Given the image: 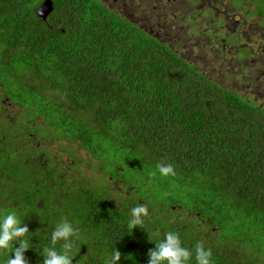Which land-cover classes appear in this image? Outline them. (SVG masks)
Segmentation results:
<instances>
[{
    "label": "trees",
    "instance_id": "trees-1",
    "mask_svg": "<svg viewBox=\"0 0 264 264\" xmlns=\"http://www.w3.org/2000/svg\"><path fill=\"white\" fill-rule=\"evenodd\" d=\"M43 1L0 0V67L16 72L21 67L26 81L31 79L29 82L36 84L30 77L33 75L41 91L48 83L51 93L62 92L60 99L66 100L71 110L63 114L45 112L50 122L59 123L58 130L67 127L63 133L81 139L97 157L94 147L99 137L115 139L132 154L137 188L151 180L139 169L150 165L157 169L158 163H170L176 174L166 177L180 183L196 176L208 180L221 200L231 199L261 216L255 221L264 229V111L246 104L239 93L214 82L95 0H53L61 19L51 13L45 23L35 16V7ZM118 26L132 29V43L117 36ZM39 96L46 98L43 91ZM9 169L0 156V211L11 210L4 205L5 191H33L39 183L49 182L52 174L49 167L31 163L26 170L29 177L18 186L6 172ZM132 190L136 191L132 196L142 204L146 202L148 208L163 206L159 207L162 215L152 214L151 219L141 216L145 226H137L130 233V203L121 199L114 205L107 191L87 193L74 231L80 240L72 264H103V257L116 248L121 253L118 264H149V250H156L155 242L166 231L178 232L183 246L190 249L203 242L200 234L204 228L197 229L199 233L192 231L196 220L191 219L198 211H184L173 198L160 203L144 201L139 189ZM37 204L41 219L48 221L45 213L50 204ZM22 205L29 212L23 215L17 211L23 221L20 227L28 228L26 236L31 245L22 255L26 264H43V249L52 246L55 230L32 217L30 202ZM177 205L191 213L183 222L167 217L176 216L177 211L170 212V207ZM204 220L211 227H220L213 218ZM157 230L159 237L153 235ZM208 235L203 244L211 249L213 264H261L259 258L253 260L255 254L245 245L249 240L252 243L250 237H234L233 243H228L212 230ZM74 239H61L54 250L60 251V246ZM238 247L247 251L244 257H239V251L234 255Z\"/></svg>",
    "mask_w": 264,
    "mask_h": 264
},
{
    "label": "flooded vegetation",
    "instance_id": "flooded-vegetation-1",
    "mask_svg": "<svg viewBox=\"0 0 264 264\" xmlns=\"http://www.w3.org/2000/svg\"><path fill=\"white\" fill-rule=\"evenodd\" d=\"M51 1L53 3V0ZM95 1L105 6L110 13L119 17L122 22L136 27L154 41L162 46H167L171 50H173V47L163 39L164 34L168 35L166 29H149L143 23L145 14L150 16L152 12H155L151 17L158 16V18H161L163 16V19L168 17L171 21L174 19L180 20L184 16L188 18L186 22L195 30L200 23L202 13L208 11L209 14H204V16H208L209 23L215 26L214 32L220 33V36L215 39L221 44L218 51L223 55L228 51L240 50L246 48L247 45H252V41L246 40L250 39L254 32L241 33V29H248L252 24L256 25L258 31L255 34H259V41H261L258 50H262L261 43L264 44V4L258 5L263 12L257 13V6L254 5L257 3L253 1L241 0L240 11L235 10L232 12L228 11L226 6L225 8L222 6L224 0H135L146 5L147 8L142 11L139 6H132L130 13L120 11L118 5L121 0ZM135 1L133 0L132 4ZM226 1L235 3L234 0ZM38 6L39 4L35 7L36 18L41 22H48L50 16L45 20L37 15ZM53 9L52 14H55L60 20L54 3ZM184 12L186 13L183 14ZM158 18H155L154 21H159L156 26L160 28L162 23ZM253 20L255 23H252ZM177 24L178 22L174 26ZM213 33H207V35L211 38L214 37ZM191 38H202V34L193 35ZM180 40L178 38L173 41ZM244 41L248 43L245 44ZM211 43L212 46L214 42ZM256 50L254 48V54ZM173 52L176 53L175 50ZM176 54L180 57L178 53ZM252 58L253 56L248 55V52L247 54L244 53L242 63L246 62L253 67ZM187 63L191 62L187 61ZM15 70L0 67V156H2L4 164L10 168L6 172L8 175L13 176L14 185L24 184L25 178L29 177L26 170H28L31 163L41 167H49L52 174L49 182L39 183L33 191H18L16 189L5 191L3 199L6 200L4 203L6 208H14L25 215L29 211L23 207L22 202H30L32 217L40 219L43 226L51 228L52 231V229L57 230L58 225L67 223L75 231V227L79 222V215L87 202L86 194L89 192L95 193L98 191L103 194L104 191H107L109 198L114 200L112 202L114 205L121 199L125 200L121 202L130 203V207L142 204L136 196H132V182L120 178V168L116 163H109L110 167L114 169V173H105L104 169H102L104 172L100 169H94V166L101 161L99 157L87 150L81 139L73 136L68 137L58 130L57 125L59 123H50V117L45 115V112L49 113L51 110L55 114L69 112L71 109H66V104H68L66 100L61 99L60 108L55 110L51 104L52 101L46 98L42 99L39 96L42 93L38 86L39 82L34 79L36 84H31L29 82L31 79L26 81L27 77L24 71L19 72L23 74H19ZM246 72L245 70L244 73ZM258 73L260 76L264 75L259 71ZM235 92L239 93L238 91ZM255 95L256 93H252L253 97ZM242 97L246 104L255 105L264 111L263 106H260L254 99H250V96L245 95ZM38 105L45 107V111L41 112ZM90 155L96 160V163L90 158ZM93 170L101 171L99 179L96 180L91 177L90 171ZM45 183H49V185H42ZM43 201L50 204L49 210L45 213L49 215L48 221L41 219L42 214L38 209L37 202ZM82 202L84 203L82 204ZM9 203L11 206L7 205ZM151 210L152 213L153 209ZM151 213L149 212L148 217L143 216L144 219H151ZM168 217H176L175 220L183 222L187 216L183 211V214L178 213L176 216L168 214ZM193 219L192 217L191 221ZM195 219L196 225L192 227V231L199 233L197 229L203 227L204 230L200 234L203 242L206 243V239L209 238L208 232L210 230L216 233V237H220V227H211L212 224L204 220L198 212L195 214ZM217 229L220 230L218 233L216 232ZM71 239L72 237L69 241ZM242 251L247 252L244 249Z\"/></svg>",
    "mask_w": 264,
    "mask_h": 264
},
{
    "label": "rangeland",
    "instance_id": "rangeland-1",
    "mask_svg": "<svg viewBox=\"0 0 264 264\" xmlns=\"http://www.w3.org/2000/svg\"><path fill=\"white\" fill-rule=\"evenodd\" d=\"M133 0H121L119 3L120 11L130 13L132 10V6H139L142 11L146 10V5L135 1L132 4ZM253 1L254 0H249ZM235 3H230L224 0L223 7L228 11H240L241 1L234 0ZM238 3V4H236ZM257 4V13L263 12L261 8L258 7L259 4H264V0H256ZM137 5V6H136ZM138 7V8H139ZM155 12H152L150 16L144 15L145 21L143 22L145 26L156 29H166L168 35L164 34L163 39L169 43L173 50L176 51L180 55V58L185 62H191L194 66L198 67L200 71H202L207 77L212 79L214 82L226 87L227 89H231L234 91H238L241 96H250V99H254L260 106L264 108V75H259L260 73H264V44L261 43L262 50H258L259 42V34L256 35L258 29L255 24H252L248 27V29H241V33L243 32H254V35L250 36V39L246 41H252V45H245L248 42L244 41V45L247 48H243L240 50L228 51L224 55L221 54L218 50L220 48L219 42L215 39L220 36V33H215V26L209 23V17L204 16V14H209V12H203L201 15L200 23L195 30L193 27L186 22V17L182 16L180 20L174 19L171 21L168 17L163 19L158 18V16L151 17ZM184 12L183 14H185ZM239 13V12H238ZM226 17V15H225ZM155 18L160 19V23H162V27L158 28L156 25L159 21H154ZM178 24L174 26L175 23ZM252 23H255L253 20ZM166 25V26H164ZM132 29L118 26L116 30L117 36L125 38V40L132 43ZM214 32V33H213ZM207 33H213L214 37H209ZM196 34H202V38L193 39L191 36ZM188 36V37H187ZM208 37V38H207ZM78 38V37H77ZM180 38V41H173ZM211 42H214L211 46ZM254 48H256V53L254 54ZM239 49V48H236ZM248 55H252V64L253 67L248 63H242L244 53ZM239 57H237V56ZM247 71L244 73V71ZM18 72H22V68H18ZM34 80L35 77L31 75ZM39 86V85H38ZM44 87V88H43ZM42 87V91L46 98L51 102L52 106H54L55 110L60 108V104L62 100L60 99L61 91L52 90L50 91V86L48 83L44 84ZM252 93H256L255 97L252 96ZM28 99V98H26ZM41 112L45 111V107L42 105H38ZM69 106L66 104V109ZM51 113H54L51 110ZM86 117L84 116V119ZM51 123V122H50ZM52 124V123H51ZM64 127V126H62ZM60 128V131L67 132V127ZM96 145L94 147L95 151L98 154L100 163L94 166V169H100L102 172L105 171L109 173H114V169H112L109 165V162H116L117 166L121 169H124V173H121L120 178L126 180L127 182H131L132 175V187L134 189H139L143 195L141 198L144 201L148 202H167L170 198L176 199L177 203L183 205L184 211H198V213L202 216L209 217V219L213 218L215 224H219L221 227L220 238L228 243H233L231 240L234 237H241L244 240L246 238H251L252 243L250 244V240L248 243H245L247 247L255 254L253 259H261L257 260L259 263L264 264V229L261 224H258L255 219H259L261 216L252 213L247 207L242 205H237L236 202L231 199L221 200L219 195L214 191L213 185L208 180H205L202 177L196 176L197 179L190 180L184 183H180L178 180L169 179L168 177L162 176L157 169L153 168V165L145 166L139 169L141 175L144 178L148 179V173L155 171L156 175L151 178V183H149L145 187H138L136 182L133 180L134 175L137 172L136 166L132 165V154L125 149H122L115 139H111V137H99L98 141H96ZM90 151V150H89ZM92 152V151H90ZM90 158L96 163V160L90 155ZM151 162L148 160V163ZM104 169V171L102 170ZM101 171L93 170L90 171V175L93 179H99L101 176ZM134 176V177H133ZM147 193V195H145ZM132 194L136 195V191L132 190ZM174 202V201H171ZM220 203H229L225 206H222ZM146 204V202L144 203ZM159 207H163L160 206ZM159 207L157 208L151 206L148 208V211L151 213V209L153 212L151 215L160 214ZM220 208V210H217ZM151 210V211H150ZM176 214H183L182 207L180 208L178 205L170 207V212H176ZM161 215V214H160ZM186 216H191V213H185ZM168 217V215H167ZM195 217V216H194ZM193 220H196L195 218ZM220 230L217 229L218 233ZM242 246V245H241ZM239 257H244L247 252L242 251L241 248L234 249V255H238ZM227 252H229L227 250Z\"/></svg>",
    "mask_w": 264,
    "mask_h": 264
},
{
    "label": "clouds",
    "instance_id": "clouds-1",
    "mask_svg": "<svg viewBox=\"0 0 264 264\" xmlns=\"http://www.w3.org/2000/svg\"><path fill=\"white\" fill-rule=\"evenodd\" d=\"M156 167L162 176H174L176 174L174 166L170 163H158ZM155 175V171L148 173L149 177ZM149 183H151V180ZM141 216H149L147 204H138L131 207L127 220L130 233L137 226L141 228L145 226V220L141 219ZM22 222L21 215L16 209L0 211V264H26L22 253L30 249L31 245L26 236V233L29 232L28 228L26 226L20 227ZM153 235L159 237L161 234L157 230ZM70 237H75V239L60 246V251L54 250L61 239L68 241ZM79 240L80 236L73 231L69 224L58 225L57 230L53 231L51 236L52 246H46L43 249L42 255L45 257L43 264H72L76 254L74 249L79 247ZM14 241L20 245L19 248L14 246ZM155 244L156 250H149L148 252L151 257L149 264H192L193 258L195 264H213L211 249L206 248L203 242L200 241L194 245V249L183 246L178 232H164L163 238L158 239ZM66 249H70V251H65ZM120 259L121 253L116 248L111 254L103 257V264H118Z\"/></svg>",
    "mask_w": 264,
    "mask_h": 264
},
{
    "label": "water",
    "instance_id": "water-1",
    "mask_svg": "<svg viewBox=\"0 0 264 264\" xmlns=\"http://www.w3.org/2000/svg\"><path fill=\"white\" fill-rule=\"evenodd\" d=\"M51 6H53V3L51 0H48L47 3H45L42 7L37 9V15L41 19H46L51 11Z\"/></svg>",
    "mask_w": 264,
    "mask_h": 264
},
{
    "label": "bare ground",
    "instance_id": "bare-ground-1",
    "mask_svg": "<svg viewBox=\"0 0 264 264\" xmlns=\"http://www.w3.org/2000/svg\"><path fill=\"white\" fill-rule=\"evenodd\" d=\"M47 1H48V0H44V1L42 2V4L38 7V9H39L40 7H42L45 3H47ZM52 11H53V6H51V11H50L49 15L52 13ZM49 15L47 16V18L49 17Z\"/></svg>",
    "mask_w": 264,
    "mask_h": 264
}]
</instances>
